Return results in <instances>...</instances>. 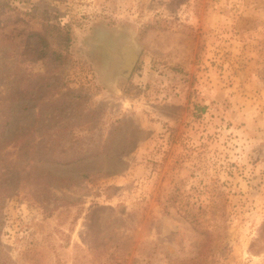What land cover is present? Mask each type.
Segmentation results:
<instances>
[{
    "label": "rangeland",
    "instance_id": "1",
    "mask_svg": "<svg viewBox=\"0 0 264 264\" xmlns=\"http://www.w3.org/2000/svg\"><path fill=\"white\" fill-rule=\"evenodd\" d=\"M0 264H264V0H0Z\"/></svg>",
    "mask_w": 264,
    "mask_h": 264
},
{
    "label": "trees",
    "instance_id": "2",
    "mask_svg": "<svg viewBox=\"0 0 264 264\" xmlns=\"http://www.w3.org/2000/svg\"><path fill=\"white\" fill-rule=\"evenodd\" d=\"M51 29H56L57 35L59 37V40H57V44L60 45L64 51L69 47V44L71 42V34L70 29L68 27L62 26L61 24H57L49 26ZM47 33V32H46ZM33 35L39 36L40 41V47L38 50V57L44 58L47 56V54L51 51L54 54H56L57 58H65V55L63 54L62 50H59L57 48H53L51 44L45 39V35L40 32H32Z\"/></svg>",
    "mask_w": 264,
    "mask_h": 264
},
{
    "label": "water",
    "instance_id": "3",
    "mask_svg": "<svg viewBox=\"0 0 264 264\" xmlns=\"http://www.w3.org/2000/svg\"><path fill=\"white\" fill-rule=\"evenodd\" d=\"M119 54L123 61L121 63V71L125 76H129L138 60L139 53L132 45L128 44L120 47Z\"/></svg>",
    "mask_w": 264,
    "mask_h": 264
}]
</instances>
